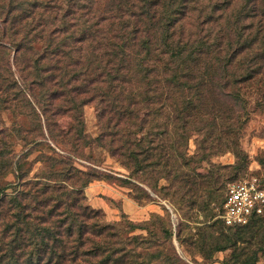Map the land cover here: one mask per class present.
Wrapping results in <instances>:
<instances>
[{
	"label": "trees",
	"instance_id": "1",
	"mask_svg": "<svg viewBox=\"0 0 264 264\" xmlns=\"http://www.w3.org/2000/svg\"><path fill=\"white\" fill-rule=\"evenodd\" d=\"M192 3L0 0V49L13 52L11 65L43 67L38 84L61 81L63 74L51 72L64 71L77 84L73 98L82 93L91 95L87 102L99 99L101 119L108 117L114 132L112 143L127 149L139 171L146 162L157 168L162 159L165 166L179 159L187 169L192 160L185 150L188 133L207 130L230 141L247 122L240 119L248 112L247 91L255 89L264 99V19L256 34L255 25L237 20L217 35L194 38L185 30ZM213 21L209 17L208 23ZM36 51L34 65L20 60ZM204 117L209 124L204 125ZM129 124L137 132L126 136ZM182 182L196 189L185 175ZM24 184L17 193L0 186V264H157L162 258L154 253L147 261L146 236L124 237L105 224L101 211L84 204L82 188L75 193L61 184ZM259 223L264 216L227 226L241 231L215 247V252L232 251L223 264H258L264 256ZM251 233L258 236L247 238ZM167 260L175 263L173 257Z\"/></svg>",
	"mask_w": 264,
	"mask_h": 264
},
{
	"label": "rangeland",
	"instance_id": "2",
	"mask_svg": "<svg viewBox=\"0 0 264 264\" xmlns=\"http://www.w3.org/2000/svg\"><path fill=\"white\" fill-rule=\"evenodd\" d=\"M209 17L214 21L208 23ZM262 18L264 0H193L185 30L194 38L217 35L228 23L242 20L255 25L251 31L256 34ZM37 54L28 52L20 60L34 65ZM13 56L11 50L0 49V186L8 187L9 193L30 182L53 188L61 184L75 193L82 188L84 204L101 211L105 224L117 227L124 237L146 236L147 261L160 253L157 264H168L169 257L174 264H223L232 251L215 252V247L241 231L221 221L227 189L240 183L264 186V99L257 90L247 91L248 112L240 118L247 122L240 123L231 142L227 137L219 140L218 134L212 137L207 130L202 134L194 130L188 133L185 148L192 156L187 169L179 159L169 166L162 159L157 168L146 162L139 171L127 158V149L119 150L122 145L112 143L114 132L108 117L101 119L99 99L87 102L91 95L82 93L73 98L77 84L70 83L64 71L51 72L63 74L61 81L38 84L43 67L25 70L22 62L11 65ZM56 82L60 84L54 86ZM57 94L63 96L55 100ZM203 121L210 123L208 117ZM129 125L126 136L137 132ZM184 175L196 189L183 184ZM126 201L134 203L128 212ZM259 225L263 235L264 223ZM262 235L258 240L264 239ZM258 264H264V256Z\"/></svg>",
	"mask_w": 264,
	"mask_h": 264
},
{
	"label": "built area",
	"instance_id": "3",
	"mask_svg": "<svg viewBox=\"0 0 264 264\" xmlns=\"http://www.w3.org/2000/svg\"><path fill=\"white\" fill-rule=\"evenodd\" d=\"M263 216L264 186L256 182L230 185L220 215L226 226L247 225Z\"/></svg>",
	"mask_w": 264,
	"mask_h": 264
},
{
	"label": "crops",
	"instance_id": "4",
	"mask_svg": "<svg viewBox=\"0 0 264 264\" xmlns=\"http://www.w3.org/2000/svg\"><path fill=\"white\" fill-rule=\"evenodd\" d=\"M124 208L126 212H128V210H131L134 208V203H132L131 201H126L124 202Z\"/></svg>",
	"mask_w": 264,
	"mask_h": 264
}]
</instances>
